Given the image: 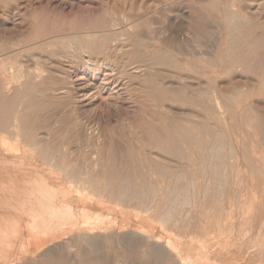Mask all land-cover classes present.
Here are the masks:
<instances>
[{
  "label": "rangeland",
  "instance_id": "374dc122",
  "mask_svg": "<svg viewBox=\"0 0 264 264\" xmlns=\"http://www.w3.org/2000/svg\"><path fill=\"white\" fill-rule=\"evenodd\" d=\"M214 1L221 3V8L226 9L224 6L228 4V0H0V26H2L0 27L2 36L0 74L12 72L13 78L24 80V82L20 80V86H17V82H12L15 89L17 87L20 89L17 88L18 91L14 92V97L11 98L13 104L8 105L0 116L4 117L2 122H5L11 132L16 130L15 125L18 124L19 117L25 119L24 123L31 126L32 136L35 137L37 143L39 141L41 143V145L37 144L35 149L42 148L46 157L44 162L46 165L38 160V156L32 151L31 146H23L22 136L17 137L16 140L5 136L9 142H13L7 145V148H14L6 150V152L10 151L8 155L17 154L24 155L25 158H32L31 163L33 162L34 166L26 161L29 164L25 165H29L30 168H23L24 170L30 169L29 172L48 173L47 170L53 168L54 170L46 176L47 178L48 176L52 177L54 181L53 186L51 185L53 190L50 193L56 192L54 197H57L62 203L78 204L79 199L89 197L98 206H116L122 211L119 213L120 218L116 216V222L112 221L109 224L107 220L104 222L106 232L113 230L114 223L118 224L119 228L116 240L105 241L102 252H95V254L94 252L81 253L74 250L70 252L64 248L66 238L68 239L71 234L75 235L76 232L59 236L51 243L42 241L38 251L35 252L26 250L21 244L14 243L17 241V237L8 234L6 243L8 245L4 244L10 259L7 264H102V260L105 264H163L148 255V252H153L150 245L152 242L141 241L140 237L135 235L137 231H143L162 242L169 241L174 245V250L179 246L178 252H199V257L194 256V259L205 257L200 252H260L264 257V146L256 136L254 129L245 125L246 120L242 115L249 108L251 101L234 104L232 113L234 116L236 115V118L233 130H229L235 135L234 139H239L245 145L250 166L238 167L236 159L233 158L227 145L225 149H222L224 151H219L218 158H214L216 161H213L212 171L209 170L210 173L212 172L210 177L209 172L204 174L201 169L195 167L200 149L196 145V131L190 128L194 124L204 125L210 133L217 135L219 132L226 131L225 126L213 115V106L208 104L204 106L201 103L205 99L207 101L206 97L191 93L188 95L177 94L175 90L187 84L207 85L210 80H215L214 72L208 67V60L211 57L205 55L203 59H197L174 53V65H167L160 59L169 51L168 46L171 45L173 36L181 33L183 36L191 37L189 35L191 33L182 31L188 28L192 19L196 23H205L209 34L205 40L199 42L191 37L189 40L190 52L209 51L215 53L220 43L217 40V20L223 18L224 13L221 8L218 11L211 8ZM67 2L70 3L67 4ZM247 4L254 5L249 2ZM234 10H239V7H234ZM75 36H79L81 40H73L72 38ZM169 38L170 40H168ZM81 43L84 46L102 44L104 46L102 55L110 52L113 44L118 45V51L111 54L110 61L114 62L118 73L115 77V84H120V88L122 85L124 87H122L123 98H113L110 103L104 104L102 94L94 96L96 100L90 98L94 93L93 90H89L86 98L72 90L71 82L75 75H68L67 78L60 67L72 66L70 50L72 46ZM16 55L18 59L15 58ZM8 58L10 59L9 65L13 63L11 66L14 69L8 65ZM187 60L191 63L192 68L184 69L183 66ZM133 66L142 67L143 73L130 76L122 72L123 68L130 69ZM37 67L46 72L38 74ZM6 70L7 72H5ZM153 78L158 79V85L162 86L166 96L160 102L157 100L159 94L155 90L159 86L149 81ZM40 84L44 89L35 90ZM110 90L109 93H111ZM257 99L258 97H256ZM167 113L168 115L163 120L161 116ZM165 127L173 131L188 133L187 136L177 134L174 136L175 145L171 151L155 141V138L164 133ZM129 136L134 139L132 140ZM107 140L113 141L114 157L120 163L117 170L111 171L112 175H107L104 168V163L108 160L109 155L106 151ZM234 142L236 143V141ZM220 152H224L223 155L221 154L222 156H220ZM156 157L166 161L170 165V169L152 170L150 165L155 162ZM215 167L216 173L219 172L221 177H225L221 178L218 176L219 173L215 176ZM116 172L120 176L117 182H115ZM66 176L67 178H64ZM204 177L205 182H202ZM65 179H68L70 184ZM185 179L187 180L185 181ZM213 179L216 180L213 181ZM213 182L221 186L213 184ZM79 185L96 192L105 190L107 195L104 199L91 198L90 193L81 191ZM134 185L137 188L140 186L138 196L135 198L130 192ZM205 185H208L210 191L206 190L207 196H204L206 195L204 188H207ZM121 187L125 191L127 188L126 192H128L122 203L119 198L122 194L118 192ZM165 187L167 192H165ZM212 190H214L213 193ZM170 192L175 193L172 195ZM193 194L195 195L193 196ZM59 195H61L60 198ZM165 195L168 196V199ZM150 196L152 197L150 198ZM172 196H177V198ZM112 197L115 202L111 200ZM215 199L217 201L220 199L221 204H216ZM182 202H185V205ZM171 203H174L173 205L176 207L174 208ZM134 205H141L145 209L152 207L155 215L162 211V206L163 208L166 206L169 211L171 209L170 214L173 216L167 226L169 234L164 230L166 229L164 223L156 217L145 221L143 216L146 215L132 208ZM181 205L184 207L182 208ZM215 208L217 212H214ZM183 217H185L184 220ZM94 222L92 224L85 223L86 228L96 227L99 221L96 220L95 224ZM175 223H178V226H175ZM216 227L221 228L218 230ZM259 230H261L260 233ZM223 231H226L225 234L229 236L224 235ZM190 235L191 239H189ZM13 236L15 239L11 240L10 237ZM173 236L175 237L173 238ZM125 237L128 238V241L125 240ZM198 238L200 239L198 240ZM133 244L136 246L134 247ZM154 245H158L157 248L161 246L160 244ZM120 254L123 255L122 260L118 258ZM240 256L233 254V256L224 259L222 256L221 263L212 260L210 264H241L244 261Z\"/></svg>",
  "mask_w": 264,
  "mask_h": 264
},
{
  "label": "bare ground",
  "instance_id": "6f19581e",
  "mask_svg": "<svg viewBox=\"0 0 264 264\" xmlns=\"http://www.w3.org/2000/svg\"><path fill=\"white\" fill-rule=\"evenodd\" d=\"M248 2L251 4H254V5L252 6L250 4H247ZM65 3H62V4H65ZM69 3L67 2V4H69ZM60 6H62V5L60 4ZM211 6H213V7H211L213 10L218 11L221 8V3L214 1ZM236 6L239 7V10H237V11L234 10V7H236ZM64 7H66V6H64ZM224 7H226V9H223V7L221 8L222 12L224 13V17L217 20V24H218V28H217L218 38H217V40H219L220 43H219V46L216 48V51L214 54L210 53L209 51H191L190 52L191 46H190L189 40L191 37H192L191 39H193V40L195 39L196 42H199V41L205 40L209 34L205 23H203V22L202 23H199V22L196 23L195 20L192 19L191 23L189 22L190 24H189L188 28L184 29L182 31L183 33L185 31L191 33V34H189V35H191V37L186 36V35L183 36V35H181V33L173 36L171 45L168 46L169 51L167 53H165L162 58H160L167 65H174L175 64L174 57H173L174 53H176V54L179 53L183 57L184 56H191V57H194L197 59H203V57L205 55L211 57V59L208 60V67L214 72V75L216 76L215 80H210L207 85H203L200 83L193 84V85L187 84L183 87L181 86V88H179L178 90L174 89L177 92L173 91L177 94L188 95L189 93H191L192 95H198V96L206 97L207 101H205L206 100L205 99L201 103L204 106H207V104L213 106V110L211 109L213 112V115L217 119H219V121L225 126L226 131L219 132L217 135L210 133L209 130L204 125L194 124V126L192 128H190L191 130L196 131V133H195L196 134L195 138L197 139L196 145L200 149L199 159L196 160L195 167L196 168L198 167V169H201V171L204 174L206 172L210 173L209 170L212 171V169L214 168L213 161H216V160H214V158L215 157L218 158L219 151L222 149H225L227 145L229 147V151L231 150L233 158L236 159V165L238 167H240L242 165L243 166L244 165L250 166V161H248V155H247V151L245 149V145H243L239 139H234L233 137H235V135L233 134V132L231 133L229 131L230 129L233 130L234 119L236 118L235 117L236 115L234 116V114L232 113V109L234 108V104L237 102H244V101H248V100L251 101L247 111H245L243 114L242 113L241 114L243 115L244 119L246 120L245 125L254 129L256 136L260 139L261 143L264 146V27H263L264 26V20H262V19H264V0H250V1L249 0H247V1L246 0H228V4H225ZM13 9H14V7H13ZM182 10H183V8H182ZM15 17H16V15H15ZM211 21H212V19H211ZM13 22H15V21H13ZM0 27H2V26H0ZM0 30H1V28H0ZM3 33H5L4 30H3ZM11 33H12V31H11ZM15 33H16V30H15ZM167 35H168V33H167ZM165 36H166V34H165ZM72 39L78 40V41L81 40V38L79 36H75ZM1 40H2V36L0 34V41ZM168 40H170V38ZM103 47L104 46L102 44H97V45L93 44L91 46H84V44H82V43L80 45L76 44L75 46H72V49L70 50V55H69L72 57V60H73L72 66H69V67L64 66V67H60V69L63 71V73L65 75H67V78H68V75L69 76L71 74L75 75V78L72 80L71 84L73 85L72 90L75 91L78 95L86 98V97H88L87 95H88L89 90H93L94 93L92 94V96L90 98H94V96L97 97V95L100 96L102 94L103 103L108 104L113 100V98L121 99L124 97V94L122 93V90L124 87L122 85L123 88L122 87L120 88V86H119L120 84L119 85L115 84L116 83L115 77L118 73L116 71V68H115L116 66H115L114 62L110 61L111 54L118 51V45L116 43L113 44L110 52H108V53L106 52L102 55ZM15 58L18 59V56L16 55ZM9 60L10 59L8 58L7 63L9 62ZM10 63H11V61H10ZM16 64L18 65L17 62H16ZM8 65H9V63H8ZM11 65H9V66H11ZM39 66H41V65H39ZM12 67L13 66H11V68ZM183 67H184V69H188L190 67L192 68V65L187 60V62L185 63V65ZM200 67H202V66H200ZM13 69H14V67H13ZM16 69L17 68L15 67V70ZM37 69H38V71H37L38 74H43L46 72L45 70L41 69L40 67H37ZM2 70H4V69L2 68ZM54 70H56V68ZM5 72H7V70ZM9 72H11V71H9ZM122 72L127 73L130 76H132V75L136 76V75L143 73V70H142V67H140V66H133L130 69L123 68ZM11 73L9 74L8 72L7 73L3 72V74H0V76H1V78H0V81H1L0 82L1 83L0 84V114L3 113V111L5 110V108L8 105L13 104L12 103L13 99H11V98L14 97V92H17L18 89H20L18 87H17L18 89L17 88L15 89L12 86V82L15 81V82H17V86L18 85L20 86V80L21 79H18L16 77L13 78L11 76ZM15 76H17V75H15ZM101 76H103V78H101ZM21 77H22V73H21ZM38 77H40V76H38ZM22 79H23V77H22ZM21 81L24 82V80H21ZM149 81H150V83H153L155 85L159 84L157 78L150 79ZM13 85H15V83H13ZM158 86H159V88H155V90L159 94V97L157 98V100L160 102L163 99H165L166 96L164 94V90L162 89V86L161 85H158ZM110 88H111V90H110ZM163 88H164V86H163ZM41 89H44V88H42V84H40L39 87L35 88V90H41ZM165 89H167V88H165ZM170 89L168 88L167 90H170ZM21 90H23V89H21ZM109 90L111 91V93H109ZM172 90L173 89H171V91ZM28 93H30V92H28ZM65 94H66V91H65ZM65 94H63V95H65ZM32 97H34V96H32ZM176 97L178 98V96H176ZM256 97H258L257 100H256ZM22 99H23V97H22ZM93 100H96V98H94ZM179 102H181V101H179ZM131 107H132V105H131ZM107 112H108V110H107ZM129 113H131V112H129ZM166 115H168V113L161 116L163 118V120L166 117ZM3 119H4V117L0 116V217L2 219V222L3 221L5 222L4 225H5L6 232H8V234H12V235H15L17 237V241H15L14 243H18V244L23 245L24 248L27 250L28 249L27 240H28V238H31L33 236H43L45 238H48L49 240H55L59 236L69 235L72 232H76L75 235L71 234L68 239L66 238V241H64L66 246L64 248L68 249L70 252H72L71 250H74L75 252H81V253L94 252V254H95V252H102L103 251V243L105 241L116 240L117 229L119 228L118 224L115 225V223H114V227L112 226L113 230L111 232H106L104 229L106 224L104 222L106 220H107L108 224H109V222H112V221L116 222L117 217H119V213L122 211H120L116 206H108V207L97 206V204H95L93 202V199H90L89 197L87 199L80 197L81 199H79L78 204H70V203H64V202L62 203V201L61 200L59 201L57 199V197H55V199H52L51 195L49 194V190L51 189L50 186L51 185L53 186L54 181L52 180V177L48 176V178H47L46 176L48 174H50L52 172V170H54V169L51 168L52 170H47L48 173L42 172L44 174H40L38 172H41V171H38L37 173L39 175H42L41 177L38 176L37 173H35V175H32L31 174L32 172H29L30 169H26V170L23 169V168H30L29 166H25V164H24V160L27 161L26 159H28L29 157L25 158L24 155L23 156L22 155H16V156L15 155L14 156L9 155L8 156L7 154H9L10 151L7 153L5 150L7 148V146H5L3 144V142L5 141L4 140L5 136L12 139V140H16L17 137L22 136L23 137V146H27V147L31 146L32 151L38 156V160L41 161L42 164L46 165V163H44L46 160V157H45V154H44L42 148L39 147L38 150L35 149L36 146L41 145V143H39L40 141L37 143V140L35 139V137L32 136V133L30 130L31 126L24 123L25 119H23L22 117H19L18 118V124L15 125L16 130L12 131L13 132L12 133L11 131L8 130V126L5 124V122H2ZM122 122H123V120H122ZM108 132H110V131H108ZM176 134L187 136L188 133H185L184 131L183 132L182 131H173V130L165 127L164 133L161 134L158 138H155V141L159 145H164V147H166V149L168 151H171V149L175 145L173 138ZM155 135L157 136L156 133H155ZM150 137H152L151 134H150ZM236 137H237V135H236ZM82 139H83V137H82ZM131 139L133 140L134 138L132 137ZM234 141H236V143ZM47 144H48V142H47ZM106 145L108 147L106 151L108 152L109 155H108V160L104 163V168L106 170V174L110 175L112 170H114V169L117 170L116 168H117V166H120V163L117 162V160L114 157L115 156V153H114L115 148H114L113 141L107 140ZM13 149L10 148L8 150H13ZM190 149H192V148H190ZM222 151H224V150H222ZM223 153L220 152V156H222ZM229 154H230V152H229ZM225 156H224V158H225ZM233 158H231V159L233 160ZM225 159H223V160H225ZM28 161L31 163V161H33V160H32V158H29ZM31 164L33 165V162ZM150 166H151V169L155 170V171H158L161 169H168V170L170 169L169 168L170 165L166 161L160 160L158 157L155 158V162H152ZM38 168L39 167H37V170H38ZM217 168L219 169V166ZM107 170H108V172H107ZM171 171H172V169H171ZM214 171H215L214 173L216 176V174L219 173V172L216 173L217 172L216 167H215ZM220 171H221V169H220ZM203 173H201V174H203ZM211 173H210V177H211ZM224 173H226V172H224ZM63 175H64V173H63ZM184 175H183V177H184ZM33 176H38V177H33ZM218 176H220V173ZM119 177H120L119 173L116 172V174H115V180L116 181L115 182H117V180L120 179ZM223 177H225V176H223ZM223 177H221V178H223ZM64 178H67V176ZM216 179H213V181H215ZM123 180H124V178H123ZM186 180L187 179H185V181ZM66 181L68 183V179ZM201 181L205 182V177H204V180L202 178ZM209 181H207V182H209ZM71 182H72V180H71ZM176 182L177 181H175V183ZM178 182H180V181H178ZM214 183H216V182H213V184ZM68 184H70V182ZM124 184H126V183H124ZM176 184H178V183H176ZM225 184H226V182H225ZM208 185H205L207 188L206 189L204 188V191H206V190L209 191ZM218 186H221V185L219 184ZM79 187H80V185H79ZM214 187H215V185L213 186V188ZM80 188H81V191H83V192L84 191L89 192L90 193L89 195L91 198L100 197V198L104 199L107 195L105 190H102L101 192H96V191H93L92 189H89L86 187H84V188L80 187ZM80 188H78V189H80ZM139 188H140V186H139ZM139 188H137L134 185L131 190L129 189L130 192L132 193L133 198L138 196V193H139L138 191L140 190ZM165 189H166V187H165ZM219 189H222V188L220 187ZM51 190H53V189H51ZM110 190H112V189L110 188ZM119 190H118V192L120 194H122L119 196L121 203H122L124 196L127 195L128 192H126L127 188H126V191L124 189H122V187ZM173 190H172V192H173ZM153 191H152V194L154 193ZM167 191L168 190L166 189L165 192H167ZM179 191H181V190L179 189ZM218 191H220V190H218ZM218 191H215V192L218 193ZM172 192H170V193L173 195L175 192L174 193H172ZM213 192H214V190H212V193ZM51 193H53V192H51ZM55 193L56 192H54V194ZM219 193H222V192H219ZM54 194H52V195H54ZM207 194L208 193L206 191V195H204V196H207ZM188 195H189V193H188ZM194 195L195 194H193V196ZM165 196L168 199V196L167 195H165ZM60 197H61V195H59V198ZM151 197L152 196H150V198ZM172 197H174V196H172ZM175 197L177 198V196H175ZM212 197H213V194H212ZM180 198H181V196H180ZM217 198H219V197H217ZM178 199H179V197H178ZM111 200H114V198L112 197ZM150 200H152V199H150ZM215 200H216L215 202H217L216 204H218V203L221 204V202H219L220 199H218V201H217V199H215ZM146 201H148V199H146ZM113 202H115V200ZM164 202H166V201H164ZM212 202H213V200H212ZM175 203H177V201H175ZM182 203L185 205V202H182ZM188 203H190V202H188ZM171 204L173 205L174 203H171ZM168 205H169V203H168ZM176 205L178 206V204H176ZM184 205L183 206L181 205L182 208L184 207ZM210 205H212V204H210ZM218 206L220 207V205H218ZM173 207L175 208L176 206L173 205ZM132 208L137 209V211H139L141 214H145L146 216L145 217L143 216V219L145 221L149 220V218L156 217L162 223H164V225L166 227V229H164V230L168 231L167 226H168V224H170V220L173 216V214L172 215L170 214L171 209L169 211V209L166 206L164 208L162 206V211H160V213L158 215H155L152 207H148L145 209L141 205L140 206L134 205V206H132ZM174 208H172V209H174ZM182 208H181V210H182ZM208 210H207V212H209ZM176 211H177V209H176ZM213 211H214V209H213ZM174 212H175V210H174ZM214 212H217L216 208H215ZM216 217H218V216H216ZM184 218L185 217H183V220H184ZM218 219H220V218H218ZM96 220L99 221V223L97 222L98 224L96 223L97 224L96 227L88 228V229L86 228L85 223L88 224L90 222L92 224L94 221L96 222ZM216 221L217 220H215V222ZM95 222H94V224H95ZM176 222H178V221H176ZM208 222H210V221H208ZM206 223H207V220H206ZM217 223H218V221H217ZM177 224L178 223H175L174 225L176 226ZM174 225H173V227H175ZM216 226L218 227V225H216ZM0 231H3V230H0ZM229 231H230V229H229ZM260 231L261 230H259V233H260ZM133 233H134V231H133ZM164 233H165V231H164ZM174 233H175V231H174ZM225 233H226V231L224 232V235H226L228 237L229 235H227ZM8 234H6L7 237H8ZM168 234H169V231H168ZM170 234H173V233H170ZM178 234H180V233H178ZM245 234H246V232L244 233V235ZM135 235L139 236L140 237L139 239L141 241H147L150 243L152 242L150 245L152 247L153 252H148V255L151 258H155V259L159 260L163 264H210V262L212 260H215L216 262L221 263L224 258H226L228 256H233V254H238V256L241 255L240 256L241 260L244 261L241 264H264V262H263L264 257H263V254L260 252H247V253H244V252H200V253L205 255V257L202 258L203 259V262H202L201 258L194 259V256L199 257V252H178L177 249L179 246L177 247V249L174 250V247H173L174 245L170 244L169 241L168 242L167 241L162 242L160 239L153 238L143 231H137ZM174 237L175 236H173V238ZM13 238H14V236L10 237L11 240ZM125 238H123V239H125ZM256 238H258V237H256ZM1 239H3V238L1 237ZM1 239H0V244L2 242ZM19 239H21V240H19ZM119 239L122 240V238H119ZM127 239L128 238H126L125 240L128 241ZM178 239H181V238H178ZM189 239H191V235H190ZM199 239L200 238H198V240ZM194 240H195V238H194ZM2 244H3V242H2ZM58 244H60V243H58ZM136 244H137V242H136ZM152 244L153 245L154 244H160L161 246L157 248L156 246H158V245L153 246ZM115 245H116V243H115ZM135 246L136 245H134V247ZM3 248H5L4 244L2 247L0 245V263L1 264H7V262H10V259L8 256V252L7 251L4 252ZM49 248H50V246H49ZM114 248H115V246H114ZM122 248H124V247H122ZM132 248H133V246H132ZM5 249L7 250V247ZM61 250H63V249H61ZM182 250H184V249H182ZM262 250H263V248H262ZM195 254H197L198 256ZM222 256H223V259H222ZM118 258H120V260H122L123 255L122 254L118 255ZM101 263L105 264L103 260L101 261Z\"/></svg>",
  "mask_w": 264,
  "mask_h": 264
},
{
  "label": "crops",
  "instance_id": "0c3cea01",
  "mask_svg": "<svg viewBox=\"0 0 264 264\" xmlns=\"http://www.w3.org/2000/svg\"><path fill=\"white\" fill-rule=\"evenodd\" d=\"M4 142H3V144L5 145V146H7V145H10V144H12L13 142H9V140L7 139V138H4ZM8 149H10V148H6L5 150H8ZM8 155V154H7ZM16 156L17 154H12V156ZM9 156V155H8ZM28 161V160H27ZM27 162L24 160V164H26ZM27 164H29V163H27ZM26 166V165H25ZM27 166H29V165H27ZM33 167V166H32ZM38 167H39V165H38ZM38 171H36V173H37ZM38 173H40V174H44V173H41V172H38ZM37 173V174H38ZM32 175H35V172H32L31 173ZM30 174V175H31ZM38 176H40L39 174H38ZM38 176H33V177H38ZM42 176V175H41ZM40 176V177H41ZM50 188H51V186H50ZM51 190V189H50ZM50 190H49V194L51 195V198L52 199H55V197H54V195H52L51 193H50ZM54 197V198H53ZM98 206V205H97ZM0 230H3V231H0V239H1V237L3 238V239H1V241L3 242V244H5L6 245V242H7V239H8V237H7V235L6 234H8V232H6V229H5V225H4V221L2 222V219H1V217H0ZM6 234H5V233ZM5 235H4V234ZM21 240V239H20ZM6 241V242H5ZM42 241H44L43 243H45V242H48L49 241V243H51V241L52 240H49L48 238H45V237H43V236H33V237H31V238H28V240H27V245H28V250L29 251H31V252H35V251H38V249H39V246H40V244H42ZM2 242H1V247L3 246V244H2ZM4 245V246H5ZM5 248H6V246H5ZM5 248H3L4 250V252H6L7 250L5 249Z\"/></svg>",
  "mask_w": 264,
  "mask_h": 264
}]
</instances>
